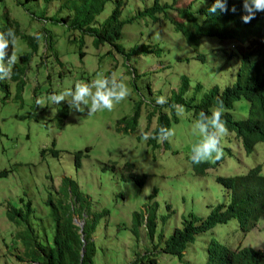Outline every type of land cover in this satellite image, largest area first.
<instances>
[{
    "label": "rangeland",
    "instance_id": "rangeland-1",
    "mask_svg": "<svg viewBox=\"0 0 264 264\" xmlns=\"http://www.w3.org/2000/svg\"><path fill=\"white\" fill-rule=\"evenodd\" d=\"M115 1H110L97 17L95 27H102L110 17ZM204 1L200 8L210 3ZM123 2L120 19L132 21L124 26L122 38L116 44L123 54L109 45L98 49L93 39L85 36L83 58L81 33L70 32L66 25L53 21L67 14L57 16L60 0L50 5L40 0L26 8L15 0L0 2V16L8 11L22 31L30 36L39 34V50L31 58L24 78L19 80L23 84V100L15 99L18 81L11 80L12 76L0 80L6 82V87L0 89V264H43L41 257L33 262L28 259L24 254L25 244L33 239L42 245L53 244L57 220L45 201L53 192L57 202L63 199L59 192L66 178L77 182L94 211H108L107 217L100 219L96 232L98 254L94 264H143L140 258L146 256L151 258L146 263L152 264L153 254L156 264H207L206 246L212 239L225 242L233 249L242 246L264 252V219L245 237L236 220L216 225L196 236L181 259L163 252L165 241L177 228L183 227L191 213L204 219L213 206L230 202V193L218 184L217 177L247 175L257 166L262 167L264 175V142L257 144L253 154H248L243 140L230 133L221 140L224 161L204 175H197L188 161L191 146L199 139L193 133L195 118L186 106L173 104L184 77L189 80L186 97L195 96L198 101L214 86L223 89L235 83L244 54L254 52L261 41L252 38L247 45H241L232 40H206L195 51L185 44L172 21H181L177 9L196 10L201 0L176 3L160 0L161 5L167 4L173 9L167 16L160 15L157 23L133 19L151 8L155 0ZM47 31L53 33L57 42L55 52L48 49ZM73 38L77 42H70ZM13 46L18 58L32 52L28 43L19 37ZM145 50L150 53H144ZM108 51L112 56L104 57ZM112 75L122 78L130 95L111 111L88 114L87 110L82 113L71 110L61 130L56 121H48L59 115L67 100L44 107L36 105L37 99L45 100L52 92L73 87L76 82L91 83L101 76ZM161 96L167 98L164 105L155 102ZM139 108L138 129L134 133L118 131L125 127V124L120 126L121 118L133 116ZM181 108L183 113L179 114ZM40 109L42 112H38ZM235 112L239 119L249 116V101L239 100ZM33 113L36 117H29ZM162 113L168 115V127L175 134L167 140V148L165 142H159L161 151L155 155L149 140L145 142L138 137L140 130L160 126L158 117ZM54 141L62 151L61 159L42 154ZM87 148H91L90 152L78 165L76 154L85 153ZM127 161L133 162L138 173L146 176L145 184L136 190L120 173ZM152 204H157L158 217L167 220L160 227L165 232L164 239L159 235L150 239L143 229L136 239L132 235L133 214L143 212L147 220ZM28 205L32 211L25 218ZM13 209L25 212L12 223L7 217Z\"/></svg>",
    "mask_w": 264,
    "mask_h": 264
},
{
    "label": "trees",
    "instance_id": "trees-1",
    "mask_svg": "<svg viewBox=\"0 0 264 264\" xmlns=\"http://www.w3.org/2000/svg\"><path fill=\"white\" fill-rule=\"evenodd\" d=\"M5 1L0 0V2ZM15 1L19 6L24 8L32 2H40V0ZM110 1L112 0H60L57 16L64 13L67 14L60 18L55 17L53 21L57 24L66 25L70 32L81 33V57L84 55L82 49L85 46V36L92 38L94 46L98 49L103 45H109L113 48L116 47L118 52L123 54L122 48L117 47L116 44L122 38L124 26L132 23L131 19H120L124 6L123 0L115 1V8L102 27H95L97 17L104 12ZM177 1L174 0L175 3ZM208 1L210 3L200 8L198 12L196 10L177 9L181 21H172V24L175 30L182 35L183 41L187 46L198 51L197 49L206 40L221 42L236 40L241 45H247L250 39L257 38L261 40V43L254 52L244 54L241 69L235 83L227 85L223 89L214 86L204 93L198 101L195 96L186 97L189 80L187 77H184L182 87L178 92H175L173 104L186 106L192 112V116L195 119L201 111L210 112L214 107L220 108L222 110V119L226 121L227 127L243 140L247 153L253 154L257 144L264 142V24L256 18L252 19L249 23L242 21L241 16L244 14L242 0H227L228 11L220 12L218 10L216 14L208 13L207 10L214 0ZM53 2L54 0H45V3L48 5ZM205 2L200 6L204 5ZM233 8H235V11H232ZM171 9L173 7H169L167 4L161 5L160 0H155L151 8L135 15L133 19H148L157 23L159 16H167ZM32 13L33 15L35 14L33 11ZM32 13L30 12V14ZM43 17H47V14H44ZM0 20V31H5L9 27L14 28L16 37L27 42L32 50L31 53L21 54L12 68L11 80L18 81V93L15 99L23 100L21 95L23 84L19 80L24 78L26 71L30 67L31 58L38 52L39 42L38 39L22 31L20 24L11 18L8 11L2 13ZM47 39L49 51L55 52L57 42L51 31H47ZM70 42L75 43L77 40L73 38ZM13 51L14 46H11L9 52ZM144 53H150V51L145 50ZM111 54L112 52L108 51L103 56H112ZM197 57L201 61H204V57H201V55ZM260 58L261 62H259ZM4 87H6V82L0 81V89H4ZM198 88L199 85H196V89ZM244 98L250 103V114L245 119H239L235 117L236 104ZM60 110L59 115H54L48 122L56 121L58 127L62 130L71 110L68 103ZM139 110L140 108L131 117L123 116L121 118L120 121L125 122L126 129L133 131L139 127ZM38 112H42V110L40 109ZM29 117L35 118L36 115L33 113ZM159 120L161 122L160 126H169L170 121L167 114L162 113L159 116ZM167 143L168 141H165L166 148ZM149 144L152 146L151 150L155 155L160 153L161 147L157 140L149 139ZM42 154H51L55 159L62 158V151L58 150L56 141L53 142L51 148L44 150ZM43 155L41 156L45 157ZM84 155L83 151H79L76 154L77 157L75 158L78 165H80L81 158ZM188 161H191L190 154ZM189 163L194 166L195 171L199 169V167H196L199 164H194L192 161ZM103 169L106 170L107 165H104ZM120 173L133 190L145 184L144 177L138 173L133 162L127 161L126 166L120 169ZM217 182L230 193V202L213 206L206 217L200 219L197 225L195 223L198 219L191 213L190 218L183 222V227L181 229L177 228L170 238L165 241V248L163 250L165 254L181 259L183 257L182 252L187 249L189 243L195 242L196 236L208 232L216 225L229 223L231 220L238 222L240 233L242 237H245L252 230L256 229L261 219H264V175H262L261 166L250 170L247 175L221 177ZM69 187L74 189L71 195L68 191ZM75 188L71 180L66 178L59 192L60 198L63 199L57 202L58 200H55L53 192L49 200L45 201L47 205L52 207L53 214L57 220L54 241L53 244L49 243L47 245L39 244L35 239L30 243H26L24 254L32 262L41 257L43 264H94L95 257L98 254L95 240L98 228L96 226H99L101 218L97 221L99 213L93 210L90 203L85 204L82 202L84 197L76 194ZM156 210L157 204H152L150 209H148L150 215L147 220L143 212H135L133 214L132 235L136 239H139L142 229L150 239H153L157 235L161 237V240L164 239L165 232L161 231L160 227L165 225L163 223L167 220L158 217ZM31 211L29 207L25 218H28ZM24 212H18V210L13 209L12 212L8 213L7 219L13 223L15 218ZM74 214H77L81 220L84 219V215H87L89 219H96L94 221H87L83 234H81L80 227L74 224ZM103 214L102 218L107 217L108 211ZM157 220L162 222L161 226H159V222L157 224ZM21 222H24L22 218ZM82 235L85 237L84 241L82 240ZM83 249H85L84 253L82 252ZM152 256H154L152 264H156V255L153 254ZM147 260H151V258L149 256L140 258L143 264H147ZM206 263L264 264V252L252 247L242 246L233 249L230 245L225 244V242L212 239L206 246Z\"/></svg>",
    "mask_w": 264,
    "mask_h": 264
},
{
    "label": "clouds",
    "instance_id": "clouds-1",
    "mask_svg": "<svg viewBox=\"0 0 264 264\" xmlns=\"http://www.w3.org/2000/svg\"><path fill=\"white\" fill-rule=\"evenodd\" d=\"M201 3L197 5L196 11H199ZM242 8L244 14L241 19L244 23H249L252 19L256 18L259 22L264 24V0H242ZM226 12L227 0H214V2L209 6L208 13L216 14L217 11ZM235 11V8L232 9ZM34 38L39 39L38 33L32 34ZM16 34L14 28L9 27L5 31H0V80H8L12 76V68L15 66L18 56L15 51L9 52L11 46L16 44ZM260 40V39H258ZM236 41V40H232ZM261 41V40H260ZM130 95L129 88L122 78L119 76H101L91 83L88 82H76L73 87L65 88L59 92H52L45 100L37 99L36 105L40 107L48 106L50 104H60L67 100L70 110L73 112H85L87 110L88 114H94L101 110L111 111L114 106L121 101L125 100ZM156 104L164 105L167 103L166 97H157ZM222 106V105H221ZM183 113V109H179V114ZM160 116V115H159ZM158 117V122H159ZM125 122L120 123L123 126ZM159 127V126H158ZM131 129H118L120 132H130L134 133ZM193 133L198 134L199 139L197 142L193 143L190 150V159L194 164H199L197 171L194 172L197 175H204L208 169L218 166L222 161H224L223 156V146L221 144L222 138L226 137L228 133L231 135L239 136L227 127L226 121L222 119V112L220 108H212L210 112L201 111L198 117L193 123ZM174 131L166 126L161 125L158 129H149L147 132L140 130L139 136L146 142L149 139H155L160 143H163L169 138L174 136ZM241 139V138H239ZM90 152V148H87L85 155L87 156ZM209 162H214L213 164ZM252 170V169H251ZM263 175V174H262ZM144 179L145 175H142ZM242 176V175H241ZM221 177H217L216 181ZM70 179V178H69ZM71 183L76 187V194L84 197L83 203H90V201L80 192L79 185L74 180L70 179ZM224 188V186H223ZM70 195L74 191L72 187L68 189ZM107 209L102 210L97 217V221L103 217V213ZM191 215V214H190ZM190 215L187 219L190 218ZM96 218H88L84 215V219L81 220L78 215L74 214V224L80 227L83 226V231L87 225V221H94ZM196 219H198L196 217ZM200 219L195 223L199 222ZM100 224V222H99ZM99 227V226H96ZM98 230V228H97ZM97 232V231H96ZM81 233V228H80ZM83 234V232L81 233ZM83 236V235H82ZM85 239V237H84ZM84 241V240H83ZM189 243L187 246H189ZM186 250L182 253L184 254Z\"/></svg>",
    "mask_w": 264,
    "mask_h": 264
},
{
    "label": "water",
    "instance_id": "water-1",
    "mask_svg": "<svg viewBox=\"0 0 264 264\" xmlns=\"http://www.w3.org/2000/svg\"><path fill=\"white\" fill-rule=\"evenodd\" d=\"M80 228H81V233H82L83 232V226L81 225ZM82 240H84V236H82ZM82 252L84 253L85 252V249H83Z\"/></svg>",
    "mask_w": 264,
    "mask_h": 264
}]
</instances>
